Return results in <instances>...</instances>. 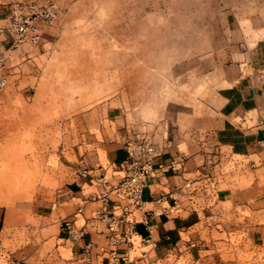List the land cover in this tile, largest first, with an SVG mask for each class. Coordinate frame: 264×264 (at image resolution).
<instances>
[{"label": "rangeland", "instance_id": "374dc122", "mask_svg": "<svg viewBox=\"0 0 264 264\" xmlns=\"http://www.w3.org/2000/svg\"><path fill=\"white\" fill-rule=\"evenodd\" d=\"M13 1L32 0H5L3 7L8 10ZM49 5L51 18L34 23L36 41L31 34L15 47L7 36L5 45L0 211L3 223L10 215L14 230L12 246L0 248L1 264H9L11 248L16 253L26 244L44 245L47 235L29 233L26 226L36 224L68 183L69 152L94 136L125 143L129 132L150 135L147 127L157 130L178 110L196 108L203 72L211 70L205 57L223 28L221 16L235 13L242 24L257 16L264 21V0H50ZM225 153L224 174L248 179V158ZM225 239L219 252L226 262L264 264V251L256 260L236 235Z\"/></svg>", "mask_w": 264, "mask_h": 264}, {"label": "crops", "instance_id": "0c3cea01", "mask_svg": "<svg viewBox=\"0 0 264 264\" xmlns=\"http://www.w3.org/2000/svg\"><path fill=\"white\" fill-rule=\"evenodd\" d=\"M249 21L242 24L230 12L221 16L223 28L205 57V67L211 70L203 72V92L196 108L178 110L157 130L147 127L150 135H138L156 145L157 167L172 160L179 163L177 171H157L144 191L146 208L152 212L137 231L147 238L148 225L152 226L157 245L145 264H235L219 252L230 235H236L243 248L249 246L256 260L264 251V21L260 16ZM129 137L134 136L129 132L125 138ZM92 139L69 152L68 183L54 204L38 214L36 224L26 226L29 233L47 235L44 245L26 244L16 253L11 248L8 258L30 263L33 258L38 264H106L99 250L92 252L90 262L81 254L84 243L104 245L106 237L105 224L92 219L102 206L92 197L103 189L82 170L93 175L103 167L109 187L116 185L124 175L121 165L127 152L121 139ZM225 152L248 158V179L232 180L224 174ZM164 195L160 203H153ZM8 216L3 223L0 211L3 249L12 246L14 229ZM67 218L88 227L84 242L77 246L63 232Z\"/></svg>", "mask_w": 264, "mask_h": 264}, {"label": "built area", "instance_id": "2783aa9c", "mask_svg": "<svg viewBox=\"0 0 264 264\" xmlns=\"http://www.w3.org/2000/svg\"><path fill=\"white\" fill-rule=\"evenodd\" d=\"M3 1L5 0H0V92L8 83L5 49L7 36H10L15 47L26 41L31 34V40L36 41L39 35L35 33V21H48L51 18L50 0H32L28 3L13 1L8 10L3 7L6 5ZM1 21L8 22L9 25L1 26ZM124 145L127 152V158L121 165L124 175L116 185L109 187L103 167L93 175L88 169L82 170L83 174L92 177V183L94 182L98 189H103L92 197L102 202L92 219L106 226L104 245L93 242L83 244L81 254L87 262H90L92 252L99 250L106 264H145L157 247L151 235L152 226L148 225L150 235L147 238H141L137 231V225L146 222V214L152 212L147 210L143 194L150 181L156 179L157 171H177L179 163L172 160L157 167L158 150L147 136L129 137ZM163 198L165 195L153 203H160ZM78 213H81V209ZM62 229L73 246L84 242L88 234L87 225H78L74 218L65 219ZM9 264L32 263L23 259L10 260Z\"/></svg>", "mask_w": 264, "mask_h": 264}]
</instances>
